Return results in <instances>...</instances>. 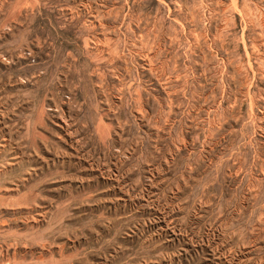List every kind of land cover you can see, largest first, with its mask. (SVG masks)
<instances>
[{
  "label": "rangeland",
  "instance_id": "rangeland-1",
  "mask_svg": "<svg viewBox=\"0 0 264 264\" xmlns=\"http://www.w3.org/2000/svg\"><path fill=\"white\" fill-rule=\"evenodd\" d=\"M0 264H264V0H0Z\"/></svg>",
  "mask_w": 264,
  "mask_h": 264
}]
</instances>
